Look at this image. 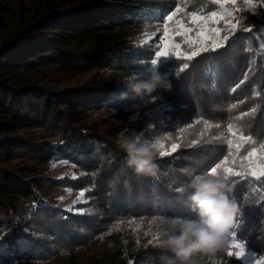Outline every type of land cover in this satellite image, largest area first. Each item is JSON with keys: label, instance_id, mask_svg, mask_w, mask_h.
<instances>
[{"label": "trees", "instance_id": "obj_1", "mask_svg": "<svg viewBox=\"0 0 264 264\" xmlns=\"http://www.w3.org/2000/svg\"><path fill=\"white\" fill-rule=\"evenodd\" d=\"M27 2L0 0V264H168L174 255L162 243L164 221L197 219L185 201L194 178L227 154V124L242 123L246 134L264 139V26L237 29L226 46L201 53L178 76L182 61L161 65L171 90L138 97L124 82L150 66L154 51L135 43L127 29L141 20L156 22L183 3L185 12L216 5ZM153 98L172 110L152 138L167 134L181 146L170 155L157 153L155 177H138L119 143L98 129L102 123H82V115ZM197 120L213 127L201 136ZM53 162L68 165L61 177L50 173ZM55 188L84 192L79 213L46 200ZM229 194L239 208L230 233L264 254V188L236 180ZM153 218L158 224L144 235ZM154 236L158 244L149 243ZM227 252L224 245L200 264H243Z\"/></svg>", "mask_w": 264, "mask_h": 264}, {"label": "snow or ice", "instance_id": "obj_2", "mask_svg": "<svg viewBox=\"0 0 264 264\" xmlns=\"http://www.w3.org/2000/svg\"><path fill=\"white\" fill-rule=\"evenodd\" d=\"M209 2L217 6L210 12H203L201 9L185 12L186 3L180 4L166 16L160 25L163 28V34L161 43L156 45L155 56L158 59L171 55L182 61L177 76L187 70L191 61L201 53L215 52L218 47L226 46L229 37H222L221 32L234 33L236 31V25L231 24L228 19L233 16V10L226 5L235 6L237 0H209ZM244 3L249 10L257 7L264 8V0H261L260 4L254 3V0H244ZM177 38L180 39L177 40ZM157 59L151 61L157 63ZM255 111V108L251 109L252 113ZM247 115H249L248 112L241 113L237 120H242ZM195 123L203 125L201 136L213 127L207 120H197ZM188 127L191 128L194 125ZM217 127L219 126L217 125ZM244 128L245 125L242 123L227 124V130L222 137L227 145V154L206 172V174L222 177L225 182L229 183V191H231V184L236 180L250 181L264 188V139H256L251 134H246ZM181 136H183V130ZM191 143L192 146H195L196 141ZM180 146L179 142L171 143L170 151L165 150L164 143H160L156 147L159 155L163 157L170 155ZM83 199L84 192L81 191L74 205L68 210L71 211L75 204L80 203ZM81 214L83 213L81 212ZM130 223L136 222L131 221ZM239 223L240 219L237 218V224ZM156 224H158L157 218L150 220L149 231L144 235H149L151 228ZM141 225L142 222L137 224V228ZM149 243L158 244L159 240L154 236ZM228 248V257H235L238 261H245L247 257L250 264H264V254H256L243 238L237 239L236 231L230 233Z\"/></svg>", "mask_w": 264, "mask_h": 264}, {"label": "clouds", "instance_id": "obj_3", "mask_svg": "<svg viewBox=\"0 0 264 264\" xmlns=\"http://www.w3.org/2000/svg\"><path fill=\"white\" fill-rule=\"evenodd\" d=\"M124 84L128 92L138 97L151 96L157 90H171V83L158 71L155 61H151L144 71L131 74ZM118 143L127 155L128 167L136 176L157 175L155 159L156 146L161 143L159 138L148 140L142 133L129 131L120 134ZM192 187L194 191L185 206L196 214L197 219L175 217L164 221L166 237L162 243L174 255L168 264H200V258L222 250L239 212L222 177L196 176Z\"/></svg>", "mask_w": 264, "mask_h": 264}, {"label": "rangeland", "instance_id": "obj_4", "mask_svg": "<svg viewBox=\"0 0 264 264\" xmlns=\"http://www.w3.org/2000/svg\"><path fill=\"white\" fill-rule=\"evenodd\" d=\"M12 2H25L26 5H29L27 0H10ZM254 3L260 4L261 0H254ZM233 10V16L228 18L231 24L236 25L237 29L250 30L253 27L264 26V8L257 7L255 9L249 10L245 7L244 0H237L235 6L229 4L226 5ZM217 6H215L216 8ZM212 9V10H215ZM175 10V9H174ZM172 10V11H174ZM202 10V9H201ZM169 13L162 14L160 20L156 22H145L144 20L140 21V24L131 25L127 29L126 33L129 35V38L135 41L139 45H149L154 51V55L151 58L157 59L155 56L156 45L161 43L163 28L160 27L161 23L165 20L166 16ZM203 12H210L202 10ZM144 21V22H143ZM239 22V23H238ZM233 34L232 32H221V36H229ZM180 38H177L179 40ZM150 60V62H151ZM173 61H180L174 56L159 57L157 59V68L163 64H167ZM173 68L167 71L170 73ZM85 78L77 77L74 79L76 83L82 82ZM72 82V83H75ZM172 107L164 99H149L144 100L143 102L136 104L125 105L116 109H101L94 112L91 115H82V123L89 125H101L98 126V129L101 131H106L112 139H115L118 143L120 134L122 132L127 133L129 131H134L136 133H142L144 138L148 140H153L154 138H159L161 143H164L165 150L170 151V144L176 143L172 141L171 137L167 134L156 136L152 138V131L158 125H163L165 122H168L170 119V111ZM172 151L171 153H173ZM157 153L158 150H157ZM55 165V166H54ZM68 165H62V169L58 166V162H53L50 164V173L55 177H61L63 175V170L67 169ZM70 190V191H69ZM82 190H73L70 188H55L49 192L46 200L55 206L61 207L68 210L71 206L74 205V202L79 197V194ZM63 198V199H61ZM84 199L80 202L82 203ZM76 203L74 208L71 210L74 213H79L78 205ZM229 236L225 245L228 248L229 245ZM243 264H250L249 259L246 257V260H241Z\"/></svg>", "mask_w": 264, "mask_h": 264}]
</instances>
